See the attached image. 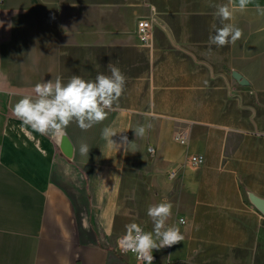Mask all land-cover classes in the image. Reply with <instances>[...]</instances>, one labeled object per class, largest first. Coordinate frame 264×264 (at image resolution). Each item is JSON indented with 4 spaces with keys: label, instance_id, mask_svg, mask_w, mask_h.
Wrapping results in <instances>:
<instances>
[{
    "label": "crops",
    "instance_id": "1",
    "mask_svg": "<svg viewBox=\"0 0 264 264\" xmlns=\"http://www.w3.org/2000/svg\"><path fill=\"white\" fill-rule=\"evenodd\" d=\"M227 3L0 0V264H142L118 238L133 222L151 232L147 209L164 201L184 239L153 250L156 264H264V212L250 199H264V0L223 22L243 36L218 48L212 5ZM142 18L155 22L150 46ZM110 63L126 85L103 123L51 136L14 116L35 84L94 80ZM106 126L118 148L102 139Z\"/></svg>",
    "mask_w": 264,
    "mask_h": 264
},
{
    "label": "clouds",
    "instance_id": "2",
    "mask_svg": "<svg viewBox=\"0 0 264 264\" xmlns=\"http://www.w3.org/2000/svg\"><path fill=\"white\" fill-rule=\"evenodd\" d=\"M253 0H228L224 5H212L216 8L214 15L223 24L215 29V35H210L209 45L222 48L234 45L243 36V30L231 21L235 11L244 12ZM256 10L264 15V7L256 4ZM110 75L98 73L94 80H86L80 75H72L67 83L60 76L47 82L35 84L34 95H26L13 106V114L22 122V126H30L40 134L56 136L64 133L67 127L76 123L82 131L90 130L94 125L101 124L108 118L114 104H118L124 93L126 77L121 70L108 65ZM152 128L151 123L140 125L134 129L136 137H144ZM118 133L106 126L101 131V137L110 146L119 147L112 140ZM127 142V137H122ZM81 156H88L90 148L81 142ZM173 205L164 201L148 207L147 215L151 218L153 230L146 232L137 223L126 225L124 236L118 241L125 252L131 251L138 259L153 264V250L171 247L181 242L184 237L180 229L167 221L172 215Z\"/></svg>",
    "mask_w": 264,
    "mask_h": 264
},
{
    "label": "built area",
    "instance_id": "3",
    "mask_svg": "<svg viewBox=\"0 0 264 264\" xmlns=\"http://www.w3.org/2000/svg\"><path fill=\"white\" fill-rule=\"evenodd\" d=\"M154 24H155V22H154V19H152V18H142V19H140L138 21V31L137 32H138V35H139V38H140L141 42L144 45L150 46L152 44ZM175 138L178 141H180L181 143L187 144L188 140H189L188 132L187 131H177L176 134H175ZM149 150H150V152H154V148L153 147H149ZM189 160L194 165L201 164V163H203V156L202 155H192ZM174 175H175V172L173 171L171 173V176H174ZM178 223L179 224L186 223L185 218L179 217L178 218ZM123 236H120L118 238V241H120V239ZM169 248L170 247H164V249H169ZM117 249L120 252H125L123 250V248H122V245L120 243H118V242H117ZM126 253H130V254L135 255L131 251H128ZM152 255L154 257L153 264H156L157 263V255L154 252L152 253ZM135 257L137 258L136 255H135ZM137 260L140 261L142 264H146V262L141 260V259L137 258Z\"/></svg>",
    "mask_w": 264,
    "mask_h": 264
},
{
    "label": "water",
    "instance_id": "4",
    "mask_svg": "<svg viewBox=\"0 0 264 264\" xmlns=\"http://www.w3.org/2000/svg\"><path fill=\"white\" fill-rule=\"evenodd\" d=\"M61 148L67 156L70 157L72 155L73 147L69 138L66 135L62 138ZM250 199L262 212H264V199L257 197L253 194L250 195Z\"/></svg>",
    "mask_w": 264,
    "mask_h": 264
}]
</instances>
